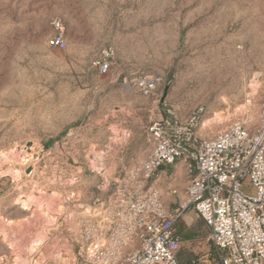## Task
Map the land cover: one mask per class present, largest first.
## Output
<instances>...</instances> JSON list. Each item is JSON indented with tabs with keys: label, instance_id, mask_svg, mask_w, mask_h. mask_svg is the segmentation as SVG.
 <instances>
[{
	"label": "rangeland",
	"instance_id": "1",
	"mask_svg": "<svg viewBox=\"0 0 264 264\" xmlns=\"http://www.w3.org/2000/svg\"><path fill=\"white\" fill-rule=\"evenodd\" d=\"M263 99L264 0H0V264H79L78 217L145 158L163 108L202 106L204 138L255 126Z\"/></svg>",
	"mask_w": 264,
	"mask_h": 264
},
{
	"label": "built area",
	"instance_id": "2",
	"mask_svg": "<svg viewBox=\"0 0 264 264\" xmlns=\"http://www.w3.org/2000/svg\"><path fill=\"white\" fill-rule=\"evenodd\" d=\"M47 45L64 49L63 34L55 32ZM108 68L109 62H98L100 73ZM154 84L138 86L147 94ZM163 111L146 129L145 158L119 172L108 196L78 217V263L178 264L182 238L175 223L192 208L215 247L214 256L198 264H264V99L255 126L234 121L204 138L197 134L202 106L185 118L173 107ZM177 162L187 184L183 202L170 208L153 182L161 166Z\"/></svg>",
	"mask_w": 264,
	"mask_h": 264
},
{
	"label": "crops",
	"instance_id": "3",
	"mask_svg": "<svg viewBox=\"0 0 264 264\" xmlns=\"http://www.w3.org/2000/svg\"><path fill=\"white\" fill-rule=\"evenodd\" d=\"M156 175L153 183L163 193L165 204L173 208L183 202L187 178L182 162L161 166ZM171 188L176 189L175 194L170 193ZM175 227L182 238L177 251L178 264H198L199 261L214 256L215 247L209 240V229L192 208L184 212L182 218L175 223Z\"/></svg>",
	"mask_w": 264,
	"mask_h": 264
},
{
	"label": "bare ground",
	"instance_id": "4",
	"mask_svg": "<svg viewBox=\"0 0 264 264\" xmlns=\"http://www.w3.org/2000/svg\"><path fill=\"white\" fill-rule=\"evenodd\" d=\"M254 86H255V84H253ZM253 88H255V87H253ZM223 119V116L221 115V114H218V113H215V115H214V117L211 119V120H208V119H205L204 121H203V125L205 126V125H207V124H209V123H211V122H214V123H218V122H220L221 120ZM203 126V127H204ZM29 147H27V149H28ZM32 149V148H31ZM29 150H30V148H29ZM31 194V193H30ZM27 195V197H25L24 198V200H23V203H24V205H29V204H32V203H35V205L37 204V202L39 201V199L38 200H36L37 198H36V193H34V194H32V195ZM36 198V199H35ZM22 202V201H21ZM38 205V204H37ZM44 235L43 236H40V235H38L37 236V238L36 239H34L33 241H32V243H31V245H34V244H40L41 243V241H40V239H44ZM36 242V243H35Z\"/></svg>",
	"mask_w": 264,
	"mask_h": 264
},
{
	"label": "water",
	"instance_id": "5",
	"mask_svg": "<svg viewBox=\"0 0 264 264\" xmlns=\"http://www.w3.org/2000/svg\"><path fill=\"white\" fill-rule=\"evenodd\" d=\"M165 90H166V89H165ZM164 94H165V91H164ZM164 94H163V95H164ZM29 145H30V144H28V146H29ZM30 171H31V168H30V167H28V168L25 170L26 173H29Z\"/></svg>",
	"mask_w": 264,
	"mask_h": 264
}]
</instances>
